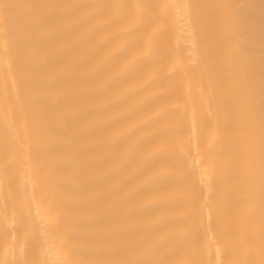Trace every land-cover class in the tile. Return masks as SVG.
<instances>
[{"label": "bare ground", "instance_id": "bare-ground-1", "mask_svg": "<svg viewBox=\"0 0 264 264\" xmlns=\"http://www.w3.org/2000/svg\"><path fill=\"white\" fill-rule=\"evenodd\" d=\"M157 2L172 7L155 63L143 70L134 64L148 50L147 38L143 47L110 62L112 53L125 46L121 33L129 25L110 31H95L93 25L66 41L67 47H74L69 63L76 65L83 58L85 64L75 70L50 68L47 73L57 77L63 115L72 117L84 133L75 168L55 150L60 123L40 119L45 92L35 83L32 53L20 40L6 42L0 36V165L6 136L10 148L20 146L12 154L11 194L0 191V260L23 264L33 257L30 245L39 237L40 258L57 264L64 256V234L72 217L84 222L86 235L126 240L147 236L158 223H190L195 209L201 231L209 215L214 231L225 207L240 205L249 195L259 232L264 137L261 0ZM217 4L235 5L237 24H243L244 17L255 18L254 42L244 45L240 57L232 55L239 47L236 33L229 36L223 11L211 7ZM40 63L49 68L43 53ZM120 135L126 139L116 149L113 143ZM42 144L53 148L43 149ZM136 145L139 151L133 150ZM157 171L165 173L162 179L156 178ZM11 233L16 241L9 253L3 243ZM78 258H87V253ZM199 258L206 264L217 259L210 242Z\"/></svg>", "mask_w": 264, "mask_h": 264}, {"label": "snow or ice", "instance_id": "snow-or-ice-1", "mask_svg": "<svg viewBox=\"0 0 264 264\" xmlns=\"http://www.w3.org/2000/svg\"><path fill=\"white\" fill-rule=\"evenodd\" d=\"M172 7L157 0H110L107 3L89 4H56L48 0H0V36L7 40L18 39L29 50L34 59L33 71L36 74L35 83L44 89V109L40 119L46 123L58 122L59 140L55 150L63 157L70 168H75L82 155V140L84 133L76 126L72 117L63 115L61 99L56 95L57 77L48 75L50 68L75 70L83 66V58L76 64L69 63L67 56L74 50L66 45V41L77 35L86 27L95 25V31H110L122 24L128 27L121 33L126 38V44L112 53L111 61L124 57L127 52L136 47H143L145 38L148 50L142 59L134 62L135 66L143 67L155 63L159 51L163 48L167 21V10ZM213 9L222 10L224 22L229 36L235 32L239 47L232 55H243L244 45L254 42V17H244L243 24L236 23V11L233 4H217ZM248 7H254L249 5ZM83 10H88L81 15ZM260 49L261 75L264 97V0L260 4ZM41 53L49 68L40 63ZM249 64L254 62L251 51L247 54ZM107 65H105L106 67ZM99 71V70H97ZM126 139L120 135L113 143L119 149ZM41 148L52 150L53 145L42 144ZM136 145L134 151L140 150ZM19 145L9 147L5 137V152L0 165V191L8 189L10 195L13 179L12 172L15 161L12 154L18 151ZM251 147L249 148V171H251ZM179 162L177 161V166ZM261 187L259 200V232H256L255 203L251 195L237 204H228L220 214L217 227L212 230V218L201 231L195 220V209L192 210V222H162L156 224L150 233L139 238L129 236L121 240L118 236L95 237L86 235L84 222L72 217L64 234V256L57 264H206L200 259L204 247L210 242L215 249L217 259L213 264H264V137L261 144ZM165 173L157 171L155 176L162 179ZM11 240V243H10ZM16 236L14 233L5 237L3 247L10 253L13 251ZM39 237L35 238L30 247L34 251L31 259H25L23 264H46L39 255ZM87 253V258L82 257ZM133 257V258H128ZM222 257V258H221ZM0 264H15L14 261L0 260Z\"/></svg>", "mask_w": 264, "mask_h": 264}]
</instances>
